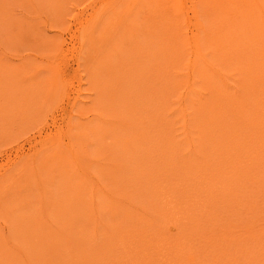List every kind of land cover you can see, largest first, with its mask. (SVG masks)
<instances>
[{"label":"rangeland","instance_id":"obj_1","mask_svg":"<svg viewBox=\"0 0 264 264\" xmlns=\"http://www.w3.org/2000/svg\"><path fill=\"white\" fill-rule=\"evenodd\" d=\"M0 264H264V0H0Z\"/></svg>","mask_w":264,"mask_h":264},{"label":"bare ground","instance_id":"obj_2","mask_svg":"<svg viewBox=\"0 0 264 264\" xmlns=\"http://www.w3.org/2000/svg\"><path fill=\"white\" fill-rule=\"evenodd\" d=\"M228 2H230V1H228ZM69 148H70V146H68ZM70 151H72L71 150V148L69 149ZM73 153H74V150L72 151ZM72 156L74 157V154H72ZM23 159V158H22ZM7 163V162H6Z\"/></svg>","mask_w":264,"mask_h":264}]
</instances>
